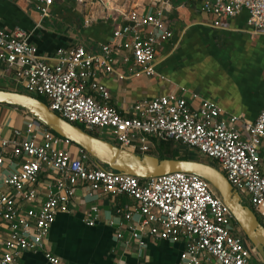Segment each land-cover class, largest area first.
<instances>
[{
  "label": "built area",
  "instance_id": "1",
  "mask_svg": "<svg viewBox=\"0 0 264 264\" xmlns=\"http://www.w3.org/2000/svg\"><path fill=\"white\" fill-rule=\"evenodd\" d=\"M33 1L43 17L55 2ZM196 1L202 11L217 18H233L246 10L253 31L264 32V0ZM125 18L129 22L114 29L100 53L83 46L60 47L53 58L38 52L32 32L0 28V78L13 77L15 91L44 97L64 119L89 131L106 132L108 141L121 148L149 154L158 142L174 141L197 150L227 176L242 203L264 224L260 155L264 106L256 120L248 122L247 135L236 126L239 116L227 118L221 106L197 93L191 94L199 101L196 108L186 96L171 94L141 99L124 114L111 105V93L100 82L97 69L124 79L127 75L115 67L123 62L137 68L132 76H154L158 50L173 37L162 8ZM28 114L24 129L14 130L12 139L0 140V225L5 228L0 264H15L26 251L44 254L50 264H65L47 249V240L56 216L71 211L81 187L91 198L115 194L131 200L118 205L107 220L118 240L129 232L126 242L139 248L149 239L183 242L177 264H264L222 197L204 178L186 172L140 178L110 170L83 149L74 156L68 148L75 144L72 140ZM7 153L11 172L6 171ZM100 217L99 208H93L86 222L94 226Z\"/></svg>",
  "mask_w": 264,
  "mask_h": 264
},
{
  "label": "crops",
  "instance_id": "2",
  "mask_svg": "<svg viewBox=\"0 0 264 264\" xmlns=\"http://www.w3.org/2000/svg\"><path fill=\"white\" fill-rule=\"evenodd\" d=\"M102 1L55 0L49 15L43 17L33 0H0V28L32 32L31 42L49 58L60 47L83 46L90 53H100L114 29L129 22L125 15L140 16L162 8L173 37L158 50L156 75L132 76L137 68L123 62L115 67L127 75L124 79L102 67L97 69L100 82L111 93V105L127 114L141 99L173 94L186 96L196 108L199 101L191 94L197 93L221 106L227 118L239 116L236 126L248 134V122L255 121L264 106V32L253 31L246 10L233 18H217L202 11L196 0ZM12 78H0V88L15 90ZM30 116L23 108L0 104V140L12 139L14 130L24 129ZM157 146L150 153L159 157L154 154ZM68 148L74 156L81 154L82 148L76 144ZM191 152L187 157L199 159L198 153ZM260 155L264 160V141ZM6 157V171L11 172V154ZM122 203L132 202L115 194L91 198L84 188H78L71 211L56 216L47 249L65 264H177L183 242L149 239L139 248L135 242H126L129 232H124L123 239L116 238L107 220ZM93 208H99L101 217L91 226L86 217ZM4 234L5 228L0 225V239ZM254 261L260 263V258ZM15 264L50 263L40 252L26 251Z\"/></svg>",
  "mask_w": 264,
  "mask_h": 264
},
{
  "label": "water",
  "instance_id": "3",
  "mask_svg": "<svg viewBox=\"0 0 264 264\" xmlns=\"http://www.w3.org/2000/svg\"><path fill=\"white\" fill-rule=\"evenodd\" d=\"M0 104L27 110L56 134L80 146L101 166L107 165L119 173L149 178L173 172H186L204 178L222 197L264 263V224L249 205L242 203L240 194L218 167L197 159L160 158L121 148L69 122L52 111L46 102L24 92L0 88Z\"/></svg>",
  "mask_w": 264,
  "mask_h": 264
},
{
  "label": "rangeland",
  "instance_id": "4",
  "mask_svg": "<svg viewBox=\"0 0 264 264\" xmlns=\"http://www.w3.org/2000/svg\"><path fill=\"white\" fill-rule=\"evenodd\" d=\"M99 1L101 2L102 0H99ZM104 1L107 2L109 0H104ZM112 1L124 3V0H112ZM10 90H14V89H10ZM11 106H13V105H11ZM77 125H79V124H77ZM98 136L100 138H102V139H105V140H109L110 139V137L108 136V134L106 132L98 133ZM157 145H158L157 146L158 148L156 149L154 154L159 155V156H161V155L170 156V155H173V154H181V155L187 157V156L191 155V153H192L191 151H194V152L198 153L199 160L208 161V162L212 163L211 159H209L206 156H204L203 154L199 153L197 150H195V149L191 150V149L185 147L183 144L178 143V142H174V141H166V142H162V143L158 142ZM107 168L112 170L109 166H107ZM258 218L260 219L261 222L263 221L260 216H258ZM242 232H243V230H242ZM245 237H246V235H245ZM246 241L249 243V240H248L247 237H246Z\"/></svg>",
  "mask_w": 264,
  "mask_h": 264
},
{
  "label": "trees",
  "instance_id": "5",
  "mask_svg": "<svg viewBox=\"0 0 264 264\" xmlns=\"http://www.w3.org/2000/svg\"><path fill=\"white\" fill-rule=\"evenodd\" d=\"M18 91H20V92H24L22 89H20V90H18ZM37 98H39L40 100L46 102V99H45L44 97L39 96V97H37ZM46 103H47V102H46ZM78 126L81 127L82 129L86 130L85 127H84L82 124H79ZM87 131H88L89 133L95 135V136H98V132H96V131H89V130H87ZM98 137H99V136H98ZM161 143H162V142H161ZM149 154L153 155V153H149ZM159 157H160V158L190 159L189 157H186V156H183V157H177V154H173V155H170V156L161 155V156H159ZM191 159H197V160H199L198 158H191ZM206 162H208V161H206ZM209 163H211V162H209ZM211 164H214V163L212 162Z\"/></svg>",
  "mask_w": 264,
  "mask_h": 264
}]
</instances>
